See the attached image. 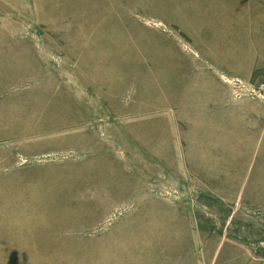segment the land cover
I'll return each instance as SVG.
<instances>
[{
	"label": "rangeland",
	"instance_id": "obj_1",
	"mask_svg": "<svg viewBox=\"0 0 264 264\" xmlns=\"http://www.w3.org/2000/svg\"><path fill=\"white\" fill-rule=\"evenodd\" d=\"M253 1L0 0V264L264 263Z\"/></svg>",
	"mask_w": 264,
	"mask_h": 264
},
{
	"label": "crops",
	"instance_id": "obj_2",
	"mask_svg": "<svg viewBox=\"0 0 264 264\" xmlns=\"http://www.w3.org/2000/svg\"><path fill=\"white\" fill-rule=\"evenodd\" d=\"M237 3H240L237 1ZM237 5V4H236ZM248 8L251 10L248 12L251 15V19H247L243 16L242 13H234L231 11L229 14L230 17H226L227 24L226 27L231 29L230 32H235L236 35V46L235 50L237 53H253L251 57V66L252 71L251 75L249 76L246 72H242L241 74H247L249 76L250 81H264V0H254L252 3H248ZM258 55V56H257ZM237 73L235 76L242 77V75H238ZM258 79V80H257ZM252 114H255L253 112ZM258 121V122H257ZM263 121V123H261ZM244 130H251L253 133L252 140V147L254 149V155L242 157L241 160L235 159L232 160L234 162H241V163H251L252 164V172L253 180L260 181L264 179V112L257 111L256 112V122L251 124V127L248 129L247 126H243ZM242 131V132H243ZM242 152V151H241ZM240 152V155H241ZM243 155V154H242ZM250 157V158H248ZM264 187V185L262 184ZM258 195L260 197H264V190H259ZM264 211V206L262 208ZM237 231L235 233L231 232H220L215 237L221 236L223 242L226 240L233 241L236 245L240 246H249L253 250L254 248L262 247L264 244V227L260 225H252L250 234L246 235V228L242 226V223L237 222ZM240 224V225H239ZM243 230V233L241 231ZM205 233H210V231H206ZM225 233V234H224ZM225 249L222 246L216 250L217 255L214 259L223 261L225 258ZM237 251H240V247L237 246ZM236 251V252H237ZM250 256L252 257V261H259L260 259V252L259 251H249ZM247 253V254H249ZM260 256V257H259ZM249 258V255L246 256ZM216 261L214 264H216ZM263 261V260H261ZM253 263V262H252ZM251 263V264H252ZM264 264V263H263Z\"/></svg>",
	"mask_w": 264,
	"mask_h": 264
}]
</instances>
